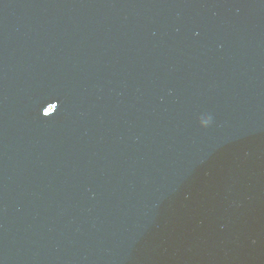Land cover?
<instances>
[{
	"label": "water",
	"instance_id": "water-1",
	"mask_svg": "<svg viewBox=\"0 0 264 264\" xmlns=\"http://www.w3.org/2000/svg\"><path fill=\"white\" fill-rule=\"evenodd\" d=\"M0 264H264V0H0Z\"/></svg>",
	"mask_w": 264,
	"mask_h": 264
}]
</instances>
